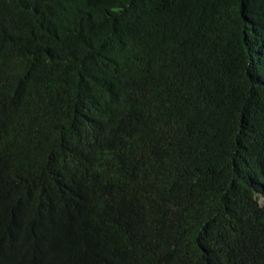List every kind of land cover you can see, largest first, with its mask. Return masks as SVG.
I'll use <instances>...</instances> for the list:
<instances>
[{"label":"trees","instance_id":"1","mask_svg":"<svg viewBox=\"0 0 264 264\" xmlns=\"http://www.w3.org/2000/svg\"><path fill=\"white\" fill-rule=\"evenodd\" d=\"M261 195L264 0H0V264H264Z\"/></svg>","mask_w":264,"mask_h":264},{"label":"clouds","instance_id":"2","mask_svg":"<svg viewBox=\"0 0 264 264\" xmlns=\"http://www.w3.org/2000/svg\"><path fill=\"white\" fill-rule=\"evenodd\" d=\"M260 201H264V195L260 196ZM81 198L71 192H68L66 195H62V199L58 203V207L61 212L58 214V224L54 216L48 210L40 209V216L48 222V225L40 231V237L44 239L58 238L63 229H68L75 226L80 219L84 216L85 209L81 206ZM61 238V237H60ZM39 250V248H38ZM41 256V253L36 249H33V254L28 250V259L37 261ZM22 259H25L22 256Z\"/></svg>","mask_w":264,"mask_h":264}]
</instances>
